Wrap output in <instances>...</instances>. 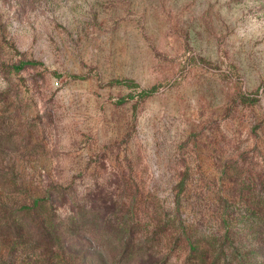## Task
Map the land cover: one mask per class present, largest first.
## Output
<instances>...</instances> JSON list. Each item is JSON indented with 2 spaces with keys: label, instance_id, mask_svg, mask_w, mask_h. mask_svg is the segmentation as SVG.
Masks as SVG:
<instances>
[{
  "label": "rangeland",
  "instance_id": "374dc122",
  "mask_svg": "<svg viewBox=\"0 0 264 264\" xmlns=\"http://www.w3.org/2000/svg\"><path fill=\"white\" fill-rule=\"evenodd\" d=\"M37 198L75 264H264V0H0V200ZM33 232L0 257L62 264Z\"/></svg>",
  "mask_w": 264,
  "mask_h": 264
},
{
  "label": "trees",
  "instance_id": "16d2710c",
  "mask_svg": "<svg viewBox=\"0 0 264 264\" xmlns=\"http://www.w3.org/2000/svg\"><path fill=\"white\" fill-rule=\"evenodd\" d=\"M24 65L26 66V64L22 63L20 66L23 67ZM123 82L113 81L111 84H125L128 87H132L129 84L130 81ZM159 87L160 85H154L146 91L142 90L139 94L142 97L149 96L156 92ZM46 200V198L27 199L22 203L0 200V239L10 240L8 246L9 252L13 251V254H16L15 250L17 248L15 246L17 242L25 236L33 237V230H37L42 234L43 240L38 238L35 241L39 243V246L43 248L45 253L57 256L62 264H75L71 259V257H77V255L72 254L74 252L73 249H77L78 252V249L81 247L80 245H76L77 247H73V245L68 246L64 240H61L58 228H61L63 223L54 212L48 216L45 215L43 207L47 202ZM28 220L31 221V226L29 227L25 226ZM37 221L39 223H35ZM45 262L47 263V259ZM0 264H17V260L10 258L3 260L0 257Z\"/></svg>",
  "mask_w": 264,
  "mask_h": 264
}]
</instances>
